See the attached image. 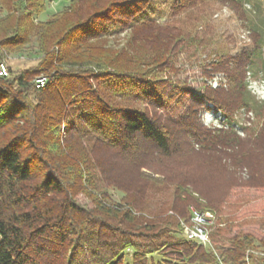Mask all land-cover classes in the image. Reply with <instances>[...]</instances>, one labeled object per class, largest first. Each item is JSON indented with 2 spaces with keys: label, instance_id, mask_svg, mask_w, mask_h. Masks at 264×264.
<instances>
[{
  "label": "trees",
  "instance_id": "16d2710c",
  "mask_svg": "<svg viewBox=\"0 0 264 264\" xmlns=\"http://www.w3.org/2000/svg\"><path fill=\"white\" fill-rule=\"evenodd\" d=\"M213 1L244 9L245 0H132L117 11L110 9L111 2L90 14L104 0H68L67 9L40 25L39 30L63 26L58 51L43 37L45 56L39 64L8 66L9 76H0V113L8 118L0 135L12 136L0 141V264H264V236L259 247L250 235L225 239L223 245L224 226L216 218L222 208L207 200L199 203L190 180L178 183L192 194L184 195L186 208L177 212L172 206L175 218L166 216L165 209L144 217L134 203L109 207L113 196L104 189L103 175L94 174L103 166L93 150L102 147L115 163L142 167L140 176L162 191L169 179L156 170L188 164L199 152L223 153L219 166L237 170L245 158L257 162L255 174L264 188V100L252 95L248 82L249 73L263 61V36L253 31L250 47L229 50L200 19L199 11ZM46 3L0 0L1 10L9 13L5 20H15L5 31L0 25L2 33L14 30L0 46L16 49L28 43L33 21ZM125 27L158 30L164 39L157 47L164 56L178 43L186 61L198 62L205 80L221 74L223 81L214 89L205 83L188 88L176 81V67L164 73L155 66L164 58L157 54L150 58L136 51L127 69L83 54L88 43ZM42 74L48 82L38 88L36 79ZM243 110L253 120L241 122L237 115ZM213 111L226 119L220 128L202 119ZM19 118L23 127L14 123ZM62 129L69 140L91 150L59 146L55 134ZM81 194L95 207L81 204ZM191 207L213 216L207 218L208 229L202 228L210 244L184 233L182 221L190 223Z\"/></svg>",
  "mask_w": 264,
  "mask_h": 264
},
{
  "label": "rangeland",
  "instance_id": "374dc122",
  "mask_svg": "<svg viewBox=\"0 0 264 264\" xmlns=\"http://www.w3.org/2000/svg\"><path fill=\"white\" fill-rule=\"evenodd\" d=\"M132 0H104L102 6L93 8L90 14H94V9L104 10L106 6H110L111 2H114V6H110V9L123 8L128 2ZM126 2V3H125ZM244 9H233L232 6L224 4L220 1H213L209 3L200 12V19L203 20L204 28L207 30V26L211 27V31L219 38V42L225 45L229 50L236 53L240 50V47H250L253 43V31L261 33L264 42V0H245ZM70 2L68 0H47L46 8L39 15V17L33 21L34 30H30L28 34V43L16 49H7L0 46V58L2 63H6L8 66L16 68H30L37 65L44 59L45 54L42 53V40L43 37L48 39L52 45V51L57 50V42L63 36V26L47 27L40 29V25H45L52 21L53 16L59 14L63 10L67 9ZM112 5V4H111ZM101 11V12H102ZM24 15L26 12H22ZM8 11L1 10L0 8V25H2L3 31L9 28L14 22L11 19L10 22L5 20L8 18ZM12 15V14H11ZM10 15V16H11ZM182 15L176 19L184 18ZM207 24V26H205ZM28 23H23V27H27ZM180 25V24H179ZM185 27V24L181 25ZM40 31V32H39ZM39 32V33H38ZM14 35V30H10L8 33L3 32L0 29V41L6 37ZM162 38L158 35V30L151 29H132L123 28L119 33L111 36L110 38H101L88 43L83 48L85 50L83 54H92L91 56L105 57L107 62H111L112 68L127 69L132 67V63H129V58H132L136 51H141L150 56L157 54V57L163 58L162 61H158L155 66L160 67L161 71L167 73L168 70H174L177 68L176 81H179L181 85H186L188 88H200L207 84L211 88L218 87L220 82L223 81V75L218 74L212 79L204 78L202 69L198 62L186 61L184 58L186 55L185 49L176 43L170 53L165 52L163 54L162 49L157 47L162 42ZM161 42V43H160ZM155 46L157 48H155ZM91 49V50H90ZM92 52V53H91ZM159 53V54H158ZM163 54V56H162ZM178 62V65H174L173 62ZM263 62V63H262ZM1 64V63H0ZM171 68V69H168ZM47 75H40L37 77V81H42L43 78L47 79ZM249 90L252 95L258 100H264V51L263 61H261L252 72L248 75ZM38 87V85H37ZM182 110V109H181ZM180 115V114H179ZM254 115H247L246 111H241L237 117L243 122L247 117H251L253 120ZM205 125L214 128L218 125V121L223 120L224 117L221 114L205 113L202 117ZM10 120V119H9ZM8 118L6 115L0 113V126L2 129L3 123H6ZM12 124H19L23 127V122L19 118ZM4 130V129H3ZM243 136V134L241 133ZM7 137V138H6ZM12 136L0 135V141L10 140ZM58 137L57 142L59 146L70 147L76 151L81 150L84 145L79 144L76 140H69V137L63 132L55 134ZM70 141V142H66ZM243 151H247L250 147L242 146ZM86 150H91L90 146H84ZM106 149V148H105ZM102 147H97L93 150L96 157L101 158L102 171L96 170L94 174L97 176L103 175L106 184L104 189L109 191L113 196L112 199L107 201L109 207L120 206L125 207L136 204L142 208L144 217L149 213L154 214L159 210H166V216H177L172 212V206H175L179 212L182 208H186L188 201L185 200L184 195L186 191L192 192L190 188L180 187L178 183L183 182L184 179L190 180L196 190L202 194L199 196L198 192L191 193L199 203L206 205L207 201L222 208L219 221H222L224 226L222 234V244L226 245V240L238 235H250L257 239L255 241L256 247H259L258 241L264 236V188H261V181L256 175V171L259 170L257 162L251 160V158H245L244 162L238 163V169L225 165H217V161L224 158V154L221 153H208L199 152L196 153L188 162L183 166H173L167 169H158L157 172L168 176V183H166L162 191H155L151 182L144 180L140 176V170L142 167H135L131 164L115 163L109 157L110 152ZM134 149V148H133ZM107 151V152H106ZM243 157L245 155H242ZM113 157V155L111 156ZM240 158V157H239ZM134 166V167H133ZM103 172V173H102ZM253 176H255L253 178ZM245 179V181H243ZM103 180L101 181V183ZM235 186V187H234ZM182 195V196H181ZM205 198V199H203ZM81 204L88 205V207H95L91 201L83 194L77 197ZM207 200V201H206ZM196 212L191 207L190 214L193 216L190 223L182 221L184 233L188 236L191 230H196L198 233H202L197 230L206 226L207 224H198ZM184 217H187V211L183 212ZM202 218H210L211 213L201 214ZM191 216V217H192ZM218 220V219H217ZM199 221V220H198ZM215 221V220H214ZM213 224V223H212ZM209 231V230H208ZM206 234L207 233H202ZM190 239V238H189ZM197 240L202 242V239ZM203 244H210V240Z\"/></svg>",
  "mask_w": 264,
  "mask_h": 264
},
{
  "label": "built area",
  "instance_id": "2783aa9c",
  "mask_svg": "<svg viewBox=\"0 0 264 264\" xmlns=\"http://www.w3.org/2000/svg\"><path fill=\"white\" fill-rule=\"evenodd\" d=\"M0 76L1 77H7L9 76V69H8V65L6 63H1L0 64ZM47 79L46 78H43L42 81H37V85H38V88H43L47 85ZM196 217L197 219V222L198 224H206L207 223V217H203L202 218V215L199 214L198 212H196ZM213 216L211 215L210 218H212ZM197 230L201 231L202 233H205V231L202 229H198ZM202 233H198V231L196 230H191L188 234V237L191 239V240H197L198 238L202 239V243H206L208 241V236L205 234H202Z\"/></svg>",
  "mask_w": 264,
  "mask_h": 264
}]
</instances>
